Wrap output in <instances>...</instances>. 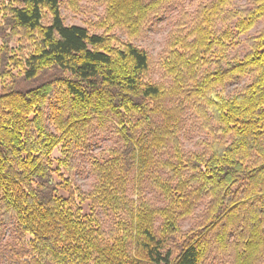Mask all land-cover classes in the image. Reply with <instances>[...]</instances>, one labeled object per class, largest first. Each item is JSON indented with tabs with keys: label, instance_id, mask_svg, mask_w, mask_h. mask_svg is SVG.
<instances>
[{
	"label": "trees",
	"instance_id": "1",
	"mask_svg": "<svg viewBox=\"0 0 264 264\" xmlns=\"http://www.w3.org/2000/svg\"><path fill=\"white\" fill-rule=\"evenodd\" d=\"M66 1L77 10L79 0ZM174 1L103 0L95 33L66 25L59 0H0L8 264H264V25L241 56L229 54L264 18V0L242 8L208 0L182 15L161 59L167 84L147 78L144 49L110 32L135 37ZM244 77L240 91L225 92ZM190 107L206 129L215 125L195 151L180 137ZM105 133L114 143L91 159L95 181L82 191L61 169ZM8 226L21 249L4 253Z\"/></svg>",
	"mask_w": 264,
	"mask_h": 264
},
{
	"label": "rangeland",
	"instance_id": "2",
	"mask_svg": "<svg viewBox=\"0 0 264 264\" xmlns=\"http://www.w3.org/2000/svg\"><path fill=\"white\" fill-rule=\"evenodd\" d=\"M208 0H175L166 5L158 14H152L143 24L140 32L135 37H130L124 29L113 28L111 34L118 37L120 40L132 41L136 46L144 49L149 57V71L147 78L152 81L166 82L169 80L161 68V59L167 49V41L171 31L176 27V22L184 14H192L196 8L203 2ZM252 0H232L234 8H242L250 5ZM61 5V14L66 25H80L85 26L90 32L102 33L103 29H97L94 24L100 20L105 11L103 0H79L77 10H72L68 7L66 0H59ZM264 25V18L260 19L251 30L242 34L238 38V43L233 45L229 51L231 56H241L247 49L246 41L250 37H254L262 29ZM222 26V22L218 21L217 27ZM249 83V78L244 77L237 80H232L225 85V92L231 94L235 91H240L246 84ZM184 115L185 123L181 130V142L186 151H195L203 147V142L212 138L213 129L215 125L210 123L211 129H206L201 122V115L196 113L192 107L188 108ZM208 127V128H209ZM114 138L108 133L96 134L90 139V144L85 152L77 153L71 162V171L63 168L61 172L64 177H69L70 182L74 187L82 191H88L94 181V175L91 172L90 161L92 158H103L106 154V148L114 143ZM60 152L54 150L52 153L53 166H56ZM69 173V174H68ZM145 194L153 202L156 201L154 191H146ZM129 195L136 197L135 194L129 190ZM85 210L87 205L84 204ZM205 203L202 202L196 209L193 216L184 219L181 222L183 229H188L196 222L199 213L204 209ZM1 247L3 252H11V249L20 250L21 243L17 237L16 232L12 226L6 227L4 237L2 238ZM0 264H8L6 258H0ZM213 264H223L221 261Z\"/></svg>",
	"mask_w": 264,
	"mask_h": 264
}]
</instances>
